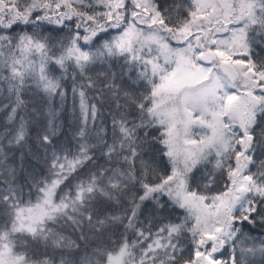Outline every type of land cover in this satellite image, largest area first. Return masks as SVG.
<instances>
[{
	"label": "snow or ice",
	"instance_id": "obj_1",
	"mask_svg": "<svg viewBox=\"0 0 264 264\" xmlns=\"http://www.w3.org/2000/svg\"><path fill=\"white\" fill-rule=\"evenodd\" d=\"M0 112V264H264V0H0Z\"/></svg>",
	"mask_w": 264,
	"mask_h": 264
},
{
	"label": "trees",
	"instance_id": "obj_2",
	"mask_svg": "<svg viewBox=\"0 0 264 264\" xmlns=\"http://www.w3.org/2000/svg\"><path fill=\"white\" fill-rule=\"evenodd\" d=\"M169 2H171V0H169ZM5 123V116H4V114L2 113V112H0V132H2L4 129H3V124ZM254 234H256V235H259L260 234V232H259V229H256L255 230V232H254ZM66 235H69L70 236V238L71 239H75V235L74 234H72L71 232H69V233H66ZM72 251L73 252H76V251H79L80 252V258L81 259H83V254H84V252L86 251L85 249H83V248H81V249H79V250H77V249H72ZM87 251H91V249H88Z\"/></svg>",
	"mask_w": 264,
	"mask_h": 264
}]
</instances>
